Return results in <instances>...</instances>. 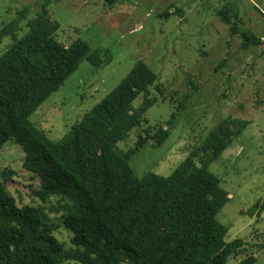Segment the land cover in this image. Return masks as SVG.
<instances>
[{"label":"trees","instance_id":"obj_1","mask_svg":"<svg viewBox=\"0 0 264 264\" xmlns=\"http://www.w3.org/2000/svg\"><path fill=\"white\" fill-rule=\"evenodd\" d=\"M170 8L160 16L181 13ZM217 15L231 33L240 35L242 48L264 44L249 28L238 26L236 5L224 3ZM49 16L45 4L26 23V34L17 37L14 25L0 30V39L12 38L0 54V149L9 140L17 143L24 168L39 178L38 198L45 203L58 196L64 202L62 222L74 248L65 250L54 235L59 225L49 212L55 209L19 205L8 189L11 174L2 172L0 264H227L244 250L245 241L228 240L227 226L217 220L230 193L208 165L249 121L222 119L168 176L147 173L138 178L129 164L132 155L150 139L154 145L166 139L174 118L172 114L167 127L149 125L145 113L164 92L157 74L138 60L60 139L51 140L30 117L83 59L95 67L103 60L99 49L91 50L83 40L59 41V23ZM139 96L141 103L134 107ZM137 128L141 131L133 146H117ZM263 210L264 198L250 207Z\"/></svg>","mask_w":264,"mask_h":264},{"label":"rangeland","instance_id":"obj_2","mask_svg":"<svg viewBox=\"0 0 264 264\" xmlns=\"http://www.w3.org/2000/svg\"><path fill=\"white\" fill-rule=\"evenodd\" d=\"M224 3L236 5L238 26L249 28L264 43V0H0V30L14 25L17 37L26 34V23L47 4L49 20L59 23V41L68 45L80 39L91 50L99 49L101 66L83 59L30 117L51 140L60 139L136 61H144L157 74L163 97L145 117L151 126L167 127L174 114L173 126L159 144L150 139L132 155L129 164L138 178L147 173L168 176L222 119L248 120L208 169L230 193L217 220L227 226L228 240L245 241L244 250L227 264H264V210L250 211L264 198V44L242 48L240 35L231 33L217 15ZM170 6V11L178 8L181 13L160 16ZM11 43L12 38L3 35L0 54ZM222 59L225 65L219 66ZM140 103L141 96L133 106ZM140 131L131 130L117 146H133ZM23 159L21 147L7 141L0 149V178L2 172L11 174L8 189L19 205L53 207L49 216L59 225L55 237L65 250L74 248L62 222L64 202L58 196L45 203L38 198L39 178L24 168Z\"/></svg>","mask_w":264,"mask_h":264}]
</instances>
